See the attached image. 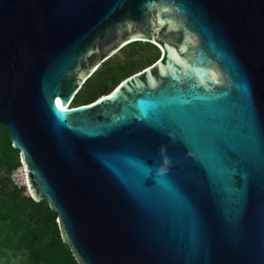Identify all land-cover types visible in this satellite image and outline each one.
I'll use <instances>...</instances> for the list:
<instances>
[{"label":"water","instance_id":"1","mask_svg":"<svg viewBox=\"0 0 264 264\" xmlns=\"http://www.w3.org/2000/svg\"><path fill=\"white\" fill-rule=\"evenodd\" d=\"M1 127L77 264H264V0H0Z\"/></svg>","mask_w":264,"mask_h":264},{"label":"trees","instance_id":"2","mask_svg":"<svg viewBox=\"0 0 264 264\" xmlns=\"http://www.w3.org/2000/svg\"><path fill=\"white\" fill-rule=\"evenodd\" d=\"M119 53L105 61L85 82L71 107L89 104L108 94L160 56L154 45L144 42L130 43ZM19 166V152L12 148L7 130L1 127L0 264H77L61 241L57 214L45 200L34 201L26 187L12 183L10 176Z\"/></svg>","mask_w":264,"mask_h":264},{"label":"built area","instance_id":"3","mask_svg":"<svg viewBox=\"0 0 264 264\" xmlns=\"http://www.w3.org/2000/svg\"><path fill=\"white\" fill-rule=\"evenodd\" d=\"M10 178L15 186L26 187V175L21 166H19L14 172H12Z\"/></svg>","mask_w":264,"mask_h":264},{"label":"rangeland","instance_id":"4","mask_svg":"<svg viewBox=\"0 0 264 264\" xmlns=\"http://www.w3.org/2000/svg\"><path fill=\"white\" fill-rule=\"evenodd\" d=\"M120 53L118 52L117 54H115V55H119ZM147 54V52L145 53V55ZM115 55L113 56V57H115ZM120 57H122V55H120Z\"/></svg>","mask_w":264,"mask_h":264},{"label":"clouds","instance_id":"5","mask_svg":"<svg viewBox=\"0 0 264 264\" xmlns=\"http://www.w3.org/2000/svg\"><path fill=\"white\" fill-rule=\"evenodd\" d=\"M21 166V165H20ZM26 190H27V188H26ZM28 193V192H27Z\"/></svg>","mask_w":264,"mask_h":264},{"label":"bare ground","instance_id":"6","mask_svg":"<svg viewBox=\"0 0 264 264\" xmlns=\"http://www.w3.org/2000/svg\"><path fill=\"white\" fill-rule=\"evenodd\" d=\"M65 107H67V106H65Z\"/></svg>","mask_w":264,"mask_h":264},{"label":"snow or ice","instance_id":"7","mask_svg":"<svg viewBox=\"0 0 264 264\" xmlns=\"http://www.w3.org/2000/svg\"><path fill=\"white\" fill-rule=\"evenodd\" d=\"M58 104H59V102H58Z\"/></svg>","mask_w":264,"mask_h":264}]
</instances>
